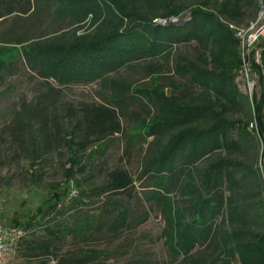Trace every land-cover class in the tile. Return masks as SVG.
Instances as JSON below:
<instances>
[{"label":"trees","instance_id":"16d2710c","mask_svg":"<svg viewBox=\"0 0 264 264\" xmlns=\"http://www.w3.org/2000/svg\"><path fill=\"white\" fill-rule=\"evenodd\" d=\"M37 1L0 0V22L30 14ZM91 2L72 0L76 8L73 14H87ZM184 11L188 13L186 21L170 20ZM214 11L236 25H246L257 15L258 0H166L161 12L131 10L132 17L125 27L111 29L79 47L66 46L63 54L57 51L58 43L52 47L34 44L29 50L25 48L27 63L44 83L54 79L66 85L102 80L124 63L154 56L173 44L193 42L194 59L176 60L175 69L189 74L188 82L202 92L188 89L186 83L170 81L168 84L178 94L168 97L159 86L131 89L123 80H102L103 88L113 87L104 97L106 103L93 101L74 107L60 100L59 89L39 91L33 102L22 104L13 122L6 126L12 132V140L20 144V150L36 161L60 153L76 138H87L98 142V151L92 159L71 162L63 192L55 193L53 203L39 206L25 221L14 219L12 226L31 228L38 220L46 224L50 240L70 236L79 240L96 238L104 231L109 215L114 217L109 225L111 231L129 228L134 218L132 209L117 196L125 193L133 196L135 178L131 172L121 167L107 170L108 166L102 165L98 171L104 170V182L90 186L97 171L93 157L105 155L110 136L125 132L126 154L133 146V137L146 140L142 133L124 129V117L133 124L130 129L140 125L147 130V136H154L153 141H147L140 171L148 182L146 186L153 187L143 192L144 198L160 203L161 209H174L175 222L182 232L180 249L187 252L198 245L204 248L199 252L203 253L222 244L225 250L221 253L229 258L238 255L243 264H264V52L261 63L252 60L260 75L261 89L251 102L245 94L234 91L227 75L232 68H242L240 43L233 29L225 26L221 41L202 33L208 22L216 19ZM155 15L165 22L154 20ZM223 40L230 44L232 58L228 53L222 55ZM2 55L0 52V78L7 67ZM131 104L136 108L131 109ZM154 107L157 113L151 111ZM148 117L151 120L147 126ZM250 124H255V128H250ZM60 164L64 166L63 161ZM75 185L79 194L66 197ZM84 185L89 188L84 189ZM170 194L172 199L167 197ZM102 196L111 203L109 208L103 205L98 207L100 213L97 209L90 212L93 207L89 201ZM59 202L63 206L57 208ZM51 212L55 213L42 221ZM140 217L145 220L148 212L139 213L134 219ZM24 242L27 244L24 254L29 260L54 254L58 264L86 262L99 252L91 249L59 258L52 251V242L46 239L24 238Z\"/></svg>","mask_w":264,"mask_h":264},{"label":"rangeland","instance_id":"374dc122","mask_svg":"<svg viewBox=\"0 0 264 264\" xmlns=\"http://www.w3.org/2000/svg\"><path fill=\"white\" fill-rule=\"evenodd\" d=\"M71 2L72 0H38L34 11L30 14L18 18L12 16L0 22V52L4 54L2 56L7 64L0 78V203L3 208L1 217L4 225H11L14 219L25 221L36 213L39 206L44 207L53 203L55 193L63 192L67 168L71 162L92 159L90 157L96 155L98 151V142L87 138L86 140L76 138L77 140L68 142L60 153H51L36 161L20 150V144L12 140V132L6 126L13 122L22 104L33 102L39 95V91L51 89V87L54 90L59 89L60 100L73 104L74 107L85 102L106 103L104 97L112 92L113 87L103 88L105 83L102 80L104 82H114L113 79L123 80L129 84L131 89L139 86L152 89L153 86H159L163 95L168 97L178 94L176 90H173V85L168 84L170 81L186 83L190 86L188 89L194 91L198 89V93L202 92L200 88H193V84L188 82L189 74L175 69L176 60L194 59L195 43L193 42L173 44L154 56H142L124 63L123 67L113 71L102 80L62 85L51 79L49 84L44 83L46 81L27 63L23 53L25 48L29 50L34 44L52 47L58 43L57 51L63 54L66 46L79 47L81 43L89 42L111 29L125 27L132 17L131 10L139 13L143 9L148 12H161L166 0H93L85 15L73 14L72 11L76 8ZM214 13L216 19L214 22H208L202 33L221 41L225 26L227 27V22L231 21L217 11ZM187 14V11H184L181 16L171 17L170 20L175 19V22L182 23L188 19ZM152 17L154 20L165 22L158 15ZM29 37L31 39L26 40ZM260 42L264 43V39ZM260 42H258L259 46L262 45ZM223 43L221 44L222 55L228 53L232 58L230 44L225 40ZM240 58L242 68H232L227 75L231 78L234 91L245 94L252 102L255 94L260 95V75L252 66V60H255L252 52L247 59L240 51ZM255 62L259 63L256 60ZM201 65L203 66L202 62ZM208 66L205 65V68ZM187 94L190 93L187 92ZM130 108L135 109L136 107L131 104ZM151 111L157 113L155 107L151 108ZM149 118L145 119L147 126L151 120ZM122 125L125 130L142 133L146 136V140L140 136L133 137V146L130 153L126 154L125 148L128 140L125 132L110 136L105 155L99 158L93 157V161L97 163V171L90 186L104 182V170L98 171L102 165L108 166L107 170L115 167L127 169L135 178L134 194L129 197L125 193L117 197L123 200V205L125 203L132 209L134 218L139 213L144 214L145 211L148 212V217L143 221V217L133 218L129 228L113 232L109 225L114 217L109 215L104 222L106 226L104 231L96 238L88 240H79L72 236L65 240H55V238L50 240L48 238L50 236H46V224L37 220L31 228L19 227L22 228L24 238L31 240L37 237L41 240L46 239L50 244L52 242V251H55L59 258L91 249L99 251L92 259L76 264H243L238 255L236 257L232 255V258H229L225 253L222 254L221 250H225L222 244H216L215 248L203 253L199 252L204 248L198 245L187 252L180 249L182 232L175 222L174 209L167 207L161 209L160 203L144 198L143 192L150 191L153 187L146 186L148 182L145 177L140 176V171L143 157L146 155L147 141H153L154 136H147V130L140 125L138 128L130 129L133 124L124 117H122ZM249 127L255 128V124H250ZM62 161L63 167L60 164ZM259 166L262 171L260 163ZM83 188L88 189L89 186L84 185ZM73 189H76L75 194L72 192ZM78 189L76 185L73 186L65 196L71 197L79 194ZM175 196L177 197V194ZM102 197H95L89 201L93 207L90 208V212L93 213V209H97L96 212L100 213L101 210L98 207L103 205L109 208L111 203L104 196ZM167 197L172 199L171 194ZM61 206L63 204L59 202L57 208ZM52 213L55 212H51L42 221L51 217ZM68 213L70 217L74 212ZM24 238L20 240L14 237L10 254L0 264H42L43 262L58 264V259L54 254L29 260L27 253L24 254L27 249Z\"/></svg>","mask_w":264,"mask_h":264},{"label":"built area","instance_id":"2783aa9c","mask_svg":"<svg viewBox=\"0 0 264 264\" xmlns=\"http://www.w3.org/2000/svg\"><path fill=\"white\" fill-rule=\"evenodd\" d=\"M227 24L233 29L235 37L239 40L242 55L248 59V55L252 52L255 60L261 63V53L264 52V43L260 42L264 39V0H258L257 15L248 24L236 25L232 22H227ZM258 42L262 44L259 47H257ZM72 192L75 194L76 189H73ZM2 212L3 208L0 203V263H3L10 254L14 237L19 239L23 233L22 228L3 224Z\"/></svg>","mask_w":264,"mask_h":264},{"label":"water","instance_id":"95a60500","mask_svg":"<svg viewBox=\"0 0 264 264\" xmlns=\"http://www.w3.org/2000/svg\"><path fill=\"white\" fill-rule=\"evenodd\" d=\"M172 21H175V19H173ZM257 47H259V45H257Z\"/></svg>","mask_w":264,"mask_h":264}]
</instances>
